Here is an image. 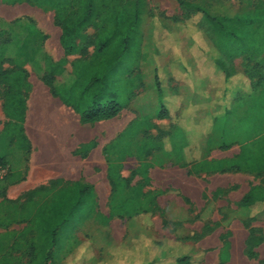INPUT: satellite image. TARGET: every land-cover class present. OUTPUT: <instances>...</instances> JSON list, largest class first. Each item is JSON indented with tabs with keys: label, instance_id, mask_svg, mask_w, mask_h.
Returning a JSON list of instances; mask_svg holds the SVG:
<instances>
[{
	"label": "rangeland",
	"instance_id": "rangeland-1",
	"mask_svg": "<svg viewBox=\"0 0 264 264\" xmlns=\"http://www.w3.org/2000/svg\"><path fill=\"white\" fill-rule=\"evenodd\" d=\"M188 1L203 3V0ZM212 1L210 13L220 16H233L250 1L261 2L264 6V0ZM120 5L130 12L138 9L139 19L135 29L137 34L143 36V45L142 55L130 76L139 78L135 81V86L138 87L135 90V101L130 102L119 119L125 124L129 120L150 121L155 127L149 130L148 135L140 136L158 139L163 134L171 133L173 120L157 118L160 104L155 70L161 69L168 88L175 89L177 97L184 96L186 93L182 87L185 76L178 71L174 57L182 49L186 60L196 64L197 53L193 52L196 51L195 40L206 38L197 29L199 17L186 20V11L177 0H120ZM31 29L39 34L30 35L29 40L23 43L24 46H16L14 43L19 41V36L25 37ZM46 31L48 34L55 33L51 42ZM0 33V46L6 40L12 43L9 46L11 51H7L3 58L4 68L12 70L16 68V64L22 65L31 81L41 78L39 71L43 69L46 56L57 58L62 54L59 44L61 28L55 22L53 10H43L25 1H2ZM94 33L92 28L85 31L91 38ZM89 50L92 52V48ZM77 57L67 59L68 64ZM263 57L255 60L239 57L234 60L233 66L244 77L252 74L255 81L264 76ZM196 70H200L198 66ZM119 71L122 72L123 69L120 68ZM207 82L209 88L211 81ZM248 89L246 90L249 91ZM27 90V85L24 84L7 95L5 87L0 86V189H5V198L18 204L24 203L30 193L24 176L27 143L22 129ZM179 103L176 100L175 104ZM176 113L178 111L174 112L175 115ZM235 134L236 132H232L228 140L236 139L231 137ZM136 135L138 132L134 130L128 134L125 132L118 143L119 160L110 159L114 165L112 180H115L117 187L114 189L113 185L109 186V182L104 180L103 190L95 192V197L91 200V194H88V199L79 204L68 222L61 227L57 236L55 264H84L86 257L82 252H76L77 246L82 243L91 244L96 249L95 256L99 258L108 246L103 236L108 235L125 243V238L130 234L128 228L134 231L137 225L145 228L147 233L152 232L153 235H146L147 238L154 235L169 238L204 251L205 259L200 264H264V220L250 221L249 210L242 204L243 197L252 188L259 186L264 189V170L257 171L264 169V135L248 138L246 144L239 138L234 143L236 145L228 150H221L214 144L212 151L203 153L202 161L189 167H180L168 158L166 162H162L166 159L163 153L158 155L154 152L145 160L128 153L130 149L132 151L138 148L134 141L135 138L139 139L134 137ZM187 136L185 135L186 139ZM122 159H125L123 178L119 174ZM148 163L151 167L146 165ZM222 166L233 167V170L217 171ZM4 169L6 171L2 174ZM121 179H124V183ZM189 182L193 185H184ZM67 184L55 182L44 188L55 185L60 188ZM81 185L85 186L87 183L82 181ZM37 199L44 201L46 196ZM125 203L131 213L139 212L140 206L147 205L151 207L150 215L139 216L137 224L132 226L131 220L129 222L127 216L120 217L119 209L116 208ZM259 210L262 211L263 208L258 206L254 212ZM4 213L6 215V211ZM0 223L3 222L0 220ZM26 227V222L0 224V264H38L35 252L30 249L35 234L24 235ZM241 232L244 235H237ZM250 235H255L258 242L263 239L259 246L253 248L255 256L251 257L248 254ZM225 243H229V258L221 263L217 254L220 251L223 254ZM144 247L150 248V244L146 242ZM207 254L210 257L208 262Z\"/></svg>",
	"mask_w": 264,
	"mask_h": 264
},
{
	"label": "trees",
	"instance_id": "trees-1",
	"mask_svg": "<svg viewBox=\"0 0 264 264\" xmlns=\"http://www.w3.org/2000/svg\"><path fill=\"white\" fill-rule=\"evenodd\" d=\"M2 1L5 0H0ZM15 1L29 2L43 10L55 12V22L61 28L60 44L66 57H78L71 62L72 73L67 74L66 58L54 62L51 57L46 56L39 73L54 95L74 105L83 123L113 119L128 107L136 96L135 90L138 87L135 86V81L139 79L137 76H130L142 55L143 36L137 34L135 29L139 19L138 9L131 12L123 9L120 0ZM177 1L186 11V20L199 17L197 29L206 40H195L196 51L193 52L197 53L196 64L186 60L182 49L174 57L178 71L185 76L182 87L186 93L184 96L177 97L175 94L178 92L168 88L161 69L155 70L160 104L157 118L173 120V129L170 134H163L158 139L141 137V134L148 135L149 130L155 126L148 120H138L128 127L126 134L134 130L138 132L134 137L139 138L134 140L138 148L132 151L130 149L128 153L142 160L154 152L158 155L163 153L166 159L162 162L171 159L174 164L187 167L202 161L203 153L212 151L214 144L221 150H228L236 145L234 143L239 138L246 144L248 138L264 135V76L254 81L252 74L245 78L233 66L234 60L239 57L255 60L264 56V6L261 2L250 1L233 16H220L210 13L212 0H203L202 4L188 0ZM89 28L95 31L92 38L85 34ZM28 32L25 37L19 36V41L14 44L24 46L23 43L29 40L30 35L39 34L33 29ZM10 45L11 41L6 40L0 46V86L5 87L7 95L21 85H27V89L30 87L28 74L22 65L16 64V68L12 70L4 68L3 58L7 51H11ZM197 66L199 71L196 70ZM120 68L123 69L122 72L119 71ZM58 77L63 80L61 83ZM208 80L211 81L209 88ZM176 100L180 101L178 105L175 104ZM175 111H178L176 115ZM232 132H236L231 136L236 139L229 141ZM185 135H188L187 139ZM146 165L151 167L150 163ZM260 169L257 171L264 170ZM231 170L233 167L222 166L217 171ZM110 178L112 179V168ZM121 182L124 183V179ZM112 185L114 189L117 187L115 180H112ZM88 194H91L90 200L95 197V191L90 186L67 184L57 188L55 185L30 191L28 199L18 204L5 198V189H0V216H3L0 217L3 222L0 224L26 222L24 235L35 234L30 249L35 252L38 264H55L58 233L79 204L88 199ZM43 195L46 199L39 201L37 198ZM242 204L249 210L250 221L264 220L263 188H252L243 197ZM258 206L263 210L255 213ZM127 207L129 206L125 203L116 208L119 209L120 217L127 216L129 222L131 220L132 226L137 224L139 216L150 215L151 207L147 205L140 206L138 213H131V209ZM135 229L133 231L128 228L131 238L128 247L116 245L114 250L121 253L123 250H132L142 264H200L204 261V251L198 248L169 238H147L153 234L147 233L141 225H137ZM250 236L248 254L251 257L255 256L253 248L259 246L263 239L258 242L255 235ZM103 240L108 245L112 244L108 235ZM146 242L150 244V248L144 247ZM80 248L79 253L82 252L84 257L87 255L85 260L90 264H101L95 254L91 253V244L82 243ZM228 248L229 243H225L221 257L224 262L229 258ZM126 264L133 263L128 261Z\"/></svg>",
	"mask_w": 264,
	"mask_h": 264
},
{
	"label": "crops",
	"instance_id": "crops-1",
	"mask_svg": "<svg viewBox=\"0 0 264 264\" xmlns=\"http://www.w3.org/2000/svg\"><path fill=\"white\" fill-rule=\"evenodd\" d=\"M45 33L48 34L47 31ZM48 35L50 36L49 42H51L55 33L51 32ZM60 37L61 34L59 42ZM46 47L49 49V46L45 45ZM60 47L62 54L57 58L51 57L54 62L70 58V56L66 57L61 44ZM65 69L67 74L72 73L71 64H67ZM29 79L30 87L27 91L26 107L22 119L23 134L27 143L24 175L27 189L35 191L55 182L81 185L84 181L87 183L85 186L92 187L95 192H101L104 180L112 186L110 175L114 165L110 161L119 160L120 138L135 122V120H129L125 124L119 119L127 108H124L113 119L83 123L74 105L54 95L51 88L40 77L32 81ZM58 81L61 83L63 80L58 77ZM133 101H135L134 98L132 103ZM124 160L122 159L119 172L122 178ZM184 185L189 186L193 183L189 182ZM184 189L187 188L184 187ZM237 235L244 234L241 232ZM127 236L125 243L110 237L112 244H109L103 255L100 254L98 258L101 264H126L128 261L133 264H142L141 259L135 257L134 251L123 250L121 253L119 250H114L116 245L128 247V240L131 238L130 235ZM80 249L79 244L76 252ZM95 251L96 249H93L91 253L96 255ZM221 254L222 251L217 254V259H220L222 263ZM209 260L210 257L207 254L206 261ZM90 263L87 259L84 261V264Z\"/></svg>",
	"mask_w": 264,
	"mask_h": 264
},
{
	"label": "built area",
	"instance_id": "built-area-1",
	"mask_svg": "<svg viewBox=\"0 0 264 264\" xmlns=\"http://www.w3.org/2000/svg\"><path fill=\"white\" fill-rule=\"evenodd\" d=\"M5 171H6V169L2 170V174H4V173H5Z\"/></svg>",
	"mask_w": 264,
	"mask_h": 264
}]
</instances>
